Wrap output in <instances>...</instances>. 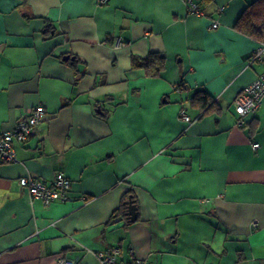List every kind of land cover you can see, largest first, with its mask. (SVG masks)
Listing matches in <instances>:
<instances>
[{"label":"crops","instance_id":"0c3cea01","mask_svg":"<svg viewBox=\"0 0 264 264\" xmlns=\"http://www.w3.org/2000/svg\"><path fill=\"white\" fill-rule=\"evenodd\" d=\"M252 1L0 0V131L46 111L0 159V264H100L114 245L124 263L132 249L143 264H264V98L241 127L233 106L264 71L250 62L260 41L234 26ZM150 52L166 57L159 76L132 67ZM198 88L218 107L193 106ZM57 171L64 202L18 183ZM127 191L133 222L111 218Z\"/></svg>","mask_w":264,"mask_h":264},{"label":"built area","instance_id":"2783aa9c","mask_svg":"<svg viewBox=\"0 0 264 264\" xmlns=\"http://www.w3.org/2000/svg\"><path fill=\"white\" fill-rule=\"evenodd\" d=\"M108 0H98L99 4H104ZM189 9L195 13H201L193 0H186ZM223 7L219 10L221 11ZM212 28L218 26V21L213 20L211 23ZM122 38L116 41L115 45H119ZM259 61L264 62V39L261 40L258 46L253 50L250 56V62ZM264 98V71L256 77L254 81L246 85L240 93L233 99L234 111L237 115L235 124L239 127L247 122V117L253 115L258 107L261 105ZM46 111L42 104H38L30 109L27 117L16 123V125L9 130L0 131V159L6 162L16 160L14 142L26 141L31 134L34 133L36 126L45 117ZM181 118L190 123L192 119L185 113L184 109L180 110ZM254 148L259 147V143L252 144ZM19 185L28 191L33 198L42 200L44 203L49 204L54 201H67L71 198L72 181L62 171H57L50 183L35 178L27 174L19 177ZM253 226H257L253 222ZM119 252L118 245L111 246L105 250L97 253L100 264H143L140 257L134 254L131 249L130 253L133 258L130 262L124 263L117 260ZM58 264H75V261L70 258L60 257Z\"/></svg>","mask_w":264,"mask_h":264},{"label":"trees","instance_id":"16d2710c","mask_svg":"<svg viewBox=\"0 0 264 264\" xmlns=\"http://www.w3.org/2000/svg\"><path fill=\"white\" fill-rule=\"evenodd\" d=\"M196 8L202 12L213 0H193ZM235 28L250 37L261 41L264 39V0L252 1L240 14L235 22ZM64 55V62L70 64L76 74V78L85 73V69L79 68L80 61L77 57ZM166 57L159 52H150L146 56H132V67L142 68L148 76H159L165 68ZM190 102L193 106L199 107L203 113L217 108L216 101L203 88L196 89L190 97ZM131 195L130 191L124 194L120 205L114 210L111 218L122 216L126 218V210L128 199ZM127 222V221H126ZM127 224H129L127 222Z\"/></svg>","mask_w":264,"mask_h":264},{"label":"water","instance_id":"95a60500","mask_svg":"<svg viewBox=\"0 0 264 264\" xmlns=\"http://www.w3.org/2000/svg\"><path fill=\"white\" fill-rule=\"evenodd\" d=\"M65 58H68V56H66ZM127 216L130 222L135 221L137 217V206L131 196L128 199Z\"/></svg>","mask_w":264,"mask_h":264}]
</instances>
